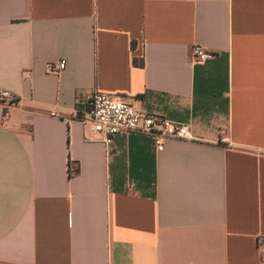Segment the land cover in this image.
Wrapping results in <instances>:
<instances>
[{
	"label": "crops",
	"instance_id": "crops-1",
	"mask_svg": "<svg viewBox=\"0 0 264 264\" xmlns=\"http://www.w3.org/2000/svg\"><path fill=\"white\" fill-rule=\"evenodd\" d=\"M93 90L198 140L107 143ZM0 91V264H264V0H0Z\"/></svg>",
	"mask_w": 264,
	"mask_h": 264
},
{
	"label": "built area",
	"instance_id": "built-area-1",
	"mask_svg": "<svg viewBox=\"0 0 264 264\" xmlns=\"http://www.w3.org/2000/svg\"><path fill=\"white\" fill-rule=\"evenodd\" d=\"M213 56L202 46L193 49L194 60L199 63ZM66 68L67 61L62 59L48 64L47 72L60 75ZM0 102L5 103L10 109L17 104L18 99L13 93L0 91ZM77 104L84 106L83 111L81 110L85 115L82 122L89 124L92 131L103 135L107 143H110L116 135L144 133L153 136L156 150L162 152L167 139L198 140L189 125L175 123L164 116L142 112L123 96L93 90L79 95ZM260 243L264 244V237H261Z\"/></svg>",
	"mask_w": 264,
	"mask_h": 264
},
{
	"label": "trees",
	"instance_id": "trees-1",
	"mask_svg": "<svg viewBox=\"0 0 264 264\" xmlns=\"http://www.w3.org/2000/svg\"><path fill=\"white\" fill-rule=\"evenodd\" d=\"M144 63L142 62L140 65H143Z\"/></svg>",
	"mask_w": 264,
	"mask_h": 264
}]
</instances>
